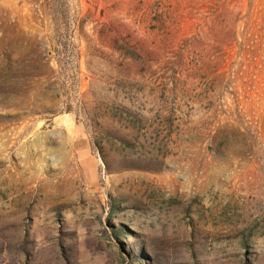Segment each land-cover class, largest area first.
Here are the masks:
<instances>
[{
	"label": "rangeland",
	"instance_id": "374dc122",
	"mask_svg": "<svg viewBox=\"0 0 264 264\" xmlns=\"http://www.w3.org/2000/svg\"><path fill=\"white\" fill-rule=\"evenodd\" d=\"M0 264H264V0H0Z\"/></svg>",
	"mask_w": 264,
	"mask_h": 264
},
{
	"label": "water",
	"instance_id": "95a60500",
	"mask_svg": "<svg viewBox=\"0 0 264 264\" xmlns=\"http://www.w3.org/2000/svg\"><path fill=\"white\" fill-rule=\"evenodd\" d=\"M100 18H101V19H104V20L106 19V18H105L104 9H100Z\"/></svg>",
	"mask_w": 264,
	"mask_h": 264
}]
</instances>
